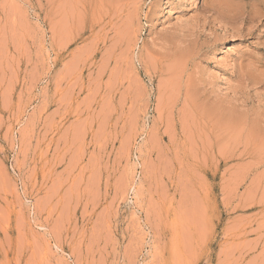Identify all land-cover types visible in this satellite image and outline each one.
Instances as JSON below:
<instances>
[{"label":"rangeland","instance_id":"rangeland-1","mask_svg":"<svg viewBox=\"0 0 264 264\" xmlns=\"http://www.w3.org/2000/svg\"><path fill=\"white\" fill-rule=\"evenodd\" d=\"M0 264H264V0H0Z\"/></svg>","mask_w":264,"mask_h":264},{"label":"bare ground","instance_id":"bare-ground-1","mask_svg":"<svg viewBox=\"0 0 264 264\" xmlns=\"http://www.w3.org/2000/svg\"><path fill=\"white\" fill-rule=\"evenodd\" d=\"M65 13V12H64ZM67 15V14H66ZM66 17V16H65ZM64 20V19H63ZM67 21V20H66ZM66 21H64V22H66ZM61 24V23H60ZM63 25V24H62ZM64 32V31H63ZM66 32V31H65Z\"/></svg>","mask_w":264,"mask_h":264}]
</instances>
